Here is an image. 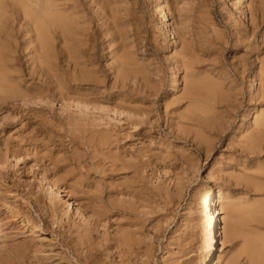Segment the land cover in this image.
Returning a JSON list of instances; mask_svg holds the SVG:
<instances>
[{
    "label": "rangeland",
    "instance_id": "rangeland-1",
    "mask_svg": "<svg viewBox=\"0 0 264 264\" xmlns=\"http://www.w3.org/2000/svg\"><path fill=\"white\" fill-rule=\"evenodd\" d=\"M41 1L0 0V53L13 49L9 28L18 43L0 66V264H203V197L217 188L221 226L229 208L241 228L216 264H249L247 238L264 240V138L246 142L264 128V0H53L47 53L32 64L21 15Z\"/></svg>",
    "mask_w": 264,
    "mask_h": 264
},
{
    "label": "bare ground",
    "instance_id": "bare-ground-1",
    "mask_svg": "<svg viewBox=\"0 0 264 264\" xmlns=\"http://www.w3.org/2000/svg\"><path fill=\"white\" fill-rule=\"evenodd\" d=\"M3 1V0H2ZM98 1V0H97ZM93 2V1H92ZM100 2V1H99ZM65 4V3H64ZM161 4H163L162 3V1H161ZM261 4V3H260ZM41 5H42V12L40 13V14H37V13H35V12H32V11H26V10H23L22 11V15H21V17H22V19H24V22L26 23V24H28V28H27V30H26V32L28 31H30V32H32V33H34L35 35H36V37L34 38V39H32V38H30L28 41H26V42H28V45H30V44H32L31 45V47H29V49H30V51H29V53L30 54H32L31 55V57H30V60L32 59V64H33V62L35 63V59H36V57H37V60H38V62L39 63H42L43 62V57H44V55H45V53H47L46 52V38H45V34H46V31L48 30L47 28H48V26H50L51 24H52V20H53V18L52 17H50V16H54L55 18L57 17L56 15H57V13H55L53 10L54 9H52V8H54L55 7V4H54V2H53V0H42L41 1ZM40 4H39V6H41ZM61 5V4H60ZM68 5V4H67ZM259 4H257L255 7H257ZM262 5H264L263 3H262ZM0 6H1V4H0ZM66 6V5H65ZM64 6V7H65ZM69 6H71V4L69 5ZM75 5L73 4V8H75L74 7ZM252 7L251 8H253V5H251ZM61 7H63V6H61ZM67 7V6H66ZM66 7H65V9H66ZM164 7V6H163ZM70 8V7H69ZM249 8H250V5H249ZM258 8V7H257ZM60 9V8H59ZM77 9V8H76ZM263 9V7L261 6V10ZM63 10L64 9H62V11L61 12H63ZM67 10V9H66ZM260 9H258V11H259ZM65 12V11H64ZM254 12L256 13V10H254V8H253V10L251 9V14L253 15L254 14ZM263 12V11H262ZM9 13V12H8ZM67 13V12H66ZM76 13H77V11H76ZM163 13V12H162ZM250 13V12H249ZM70 14V13H69ZM71 14H73V13H71ZM161 14V13H160ZM260 14V13H259ZM259 14H257V15H259ZM164 15V14H163ZM263 13H261L259 16H260V18L259 19H256V20H259L258 21V23H260V21L262 20V18H263ZM12 16H13V14H12ZM66 16V15H65ZM161 17H162V15H161ZM15 18H16V16H15ZM162 18H164V17H162ZM253 18H254V16H253ZM56 19H58V18H56ZM70 19H71V17H70ZM72 21H73V19H71ZM71 20H69V21H71ZM251 20V19H250ZM254 20V19H253ZM74 22V21H73ZM164 22V21H163ZM254 23V22H253ZM61 24V23H60ZM70 24V23H69ZM77 24H79V23H77ZM76 24V25H77ZM165 33H166V35L167 36H170L171 38H173V35H172V32H171V29H170V25L168 24V22L167 21H165ZM250 24H252V23H250ZM20 25V24H19ZM80 25V24H79ZM79 25H77V26H79ZM14 25H12L11 27H13ZM253 26V25H252ZM257 26V25H256ZM65 29H67V27L65 26L64 27ZM69 28V27H68ZM76 28V27H75ZM77 29L78 28H76L75 30H74V32L75 31H77ZM255 29V28H254ZM3 30V29H2ZM9 30H10V28H9ZM9 30H7V31H5L4 33H5V39H7V43H8V48L10 47L12 50H10V52L9 51H7L6 53H3V52H1L0 53V66H3V65H5L4 64V60H5V57H8V58H15V59H18L17 58V56L13 53L15 50H17V49H15V48H18L17 47V44L14 42V41H12V40H10V36H11V34L9 33ZM16 31V30H15ZM20 31V30H19ZM25 32V31H24ZM25 32V33H26ZM50 32V31H49ZM78 32H80V31H78ZM73 33V32H72ZM72 33H71V35H72ZM76 33V32H75ZM77 35H78V33H76ZM76 34L75 35H73L74 37L76 36ZM264 35V34H263ZM262 35V36H263ZM78 36H80V35H78ZM78 36H76L77 38H74L75 40L76 39H78ZM14 37H16V36H14ZM30 37H32V35L30 36ZM62 37V36H61ZM169 37V38H170ZM175 37V36H174ZM247 37H248V35H247ZM3 38V37H2ZM168 38V39H169ZM28 39V38H27ZM68 40H69V38H67ZM263 39V38H262ZM14 40H15V38H14ZM33 40H35L36 42H33ZM68 40H67V42H68ZM71 41H72V39H70ZM79 40V39H78ZM173 40V39H172ZM61 41V40H60ZM80 41V40H79ZM175 41V40H174ZM264 41V40H263ZM80 42H82V41H80ZM176 42V41H175ZM24 43V42H23ZM22 43V44H23ZM78 43V42H77ZM85 42L83 41V43L82 44H84ZM27 44V43H26ZM51 44V43H50ZM66 44V43H65ZM69 44V43H68ZM67 44V45H68ZM5 46V45H4ZM7 46V45H6ZM19 46V45H18ZM62 46L64 47V45L62 44ZM66 46V45H65ZM73 46V45H72ZM76 46V45H75ZM74 46V48H77V47H75ZM257 46V45H256ZM19 47H21V46H19ZM49 47H51V45L49 46ZM70 47V46H69ZM67 48H68V46H67ZM3 49V48H2ZM50 49V48H49ZM5 50V49H4ZM78 50V49H77ZM77 50H75V51H77ZM2 51V50H1ZM22 51H23V48H22ZM50 51V50H49ZM67 51V50H66ZM72 51H74V50H72ZM9 52V53H8ZM21 52V51H20ZM25 52V51H24ZM60 52V51H59ZM81 52H82V50H81ZM28 53V54H29ZM76 53V52H75ZM80 52L78 51V53H76V54H79ZM86 53V52H85ZM85 53H83V54H85ZM82 54V53H81ZM82 54V55H83ZM49 55H51V54H49ZM65 55V54H64ZM67 55V54H66ZM70 55V54H69ZM180 55V54H179ZM68 56V55H67ZM79 56H80V54H79ZM259 56V55H258ZM70 57V56H69ZM85 57V56H84ZM178 57V56H177ZM256 57V56H255ZM63 58V57H62ZM70 58H72V56L70 57ZM76 58V57H75ZM74 58V59H75ZM78 58V57H77ZM82 58V57H81ZM86 58H87V56H86ZM4 59V60H3ZM48 59V58H47ZM50 59V58H49ZM48 59V60H49ZM67 59V58H66ZM27 61H28V58L26 59ZM76 61V60H75ZM84 61H85V59H84ZM83 61V62H84ZM88 61V60H87ZM86 61V62H87ZM24 62H25V60H24ZM23 62V63H24ZM37 62V63H38ZM69 62V61H68ZM68 62H66V63H68ZM78 62V61H77ZM39 63L37 64V65H39ZM90 63H92V62H90ZM258 63V62H257ZM79 64V63H78ZM182 64V63H181ZM186 64V63H185ZM7 65V64H6ZM11 65H13V64H11ZM17 65H18V63H17ZM23 65V64H22ZM51 65H52V63H51ZM70 65H72L71 64V62H70ZM89 65V64H88ZM245 64H243V66H244ZM15 66H16V64H15ZM19 66V65H18ZM18 66L16 67L17 69H19L18 68ZM25 66V65H24ZM35 66V65H34ZM41 66H43V65H41ZM187 66V65H186ZM257 66V65H256ZM8 67H9V65H8ZM29 67V66H28ZM40 67V66H39ZM189 67V66H188ZM255 67V66H254ZM11 69V68H10ZM24 70H25V68H23ZM249 69H251V68H249ZM260 69L262 70V72L260 73V75H259V79L261 80V81H263V83H264V64H261V66H260ZM21 70V69H20ZM45 70V69H44ZM254 70V69H253ZM46 71V70H45ZM69 71V70H68ZM90 71V70H89ZM88 71V72H89ZM252 70H250V72H251ZM26 72V71H25ZM172 72V71H171ZM254 72V71H253ZM20 73V72H19ZM19 73H18V75H19ZM32 73V72H31ZM72 73H74V72H72ZM87 73V72H86ZM173 73V74H172ZM171 73V75H172V77L174 78L175 77V74H176V72L174 73V71ZM237 73H239V72H237ZM255 73H256V71H255ZM24 75V74H23ZM71 75H73V74H71ZM252 75V74H251ZM10 76V75H9ZM10 77H12V75L10 76ZM21 77V76H20ZM254 77H255V75H254ZM14 78V77H13ZM13 78H12V80H13ZM16 78V77H15ZM14 78V79H15ZM9 79V78H8ZM86 79V78H85ZM178 79V78H177ZM5 80H7L6 79V77H4V76H1V74H0V89H1V83L3 82V81H5ZM172 80V79H171ZM257 80H258V78H257ZM8 81H10V80H8ZM67 81V80H66ZM70 81V80H69ZM77 81V80H76ZM75 81V82H76ZM78 81H80V80H78ZM84 81V80H83ZM173 81V80H172ZM171 81V82H172ZM251 81H252V79H251ZM232 82V81H231ZM260 82V81H259ZM15 83V82H14ZM69 83V82H68ZM71 83V82H70ZM77 83V82H76ZM79 83V82H78ZM83 83V82H82ZM220 83V82H219ZM252 83V82H251ZM16 84H17V81H16ZM15 84V85H16ZM19 84V83H18ZM18 84H17V86H18ZM174 84V83H173ZM192 84V83H191ZM201 84V83H200ZM208 84V83H207ZM233 84V83H232ZM259 84L260 83H258L257 85H258V87H259ZM175 85V84H174ZM188 85H190V84H188ZM187 85V86H188ZM192 85H194V84H192ZM256 85V84H255ZM195 86V85H194ZM193 86V87H194ZM40 87V86H39ZM201 87H203V86H201ZM256 87V86H255ZM222 88V87H221ZM230 88V87H229ZM233 87L231 86V89H232ZM238 88V87H237ZM203 89V88H202ZM206 89V88H205ZM259 89V88H258ZM260 89H261V87H260ZM39 90V89H38ZM42 90V89H41ZM227 90V89H226ZM229 90V89H228ZM257 90V89H256ZM262 90V89H261ZM264 90V89H263ZM262 90V91H263ZM45 91V89L42 91V92H44ZM225 91V90H224ZM36 92H38L37 90H36ZM35 92V93H36ZM46 92V91H45ZM229 92V91H228ZM256 92V91H255ZM71 93V92H70ZM227 93V92H226ZM38 94H40L41 95V91L40 92H38ZM38 94H37V96H38ZM46 94V93H45ZM228 94V93H227ZM230 94V93H229ZM10 95H14L13 94V92H10ZM235 95V94H234ZM234 95H233V97H234ZM257 95V94H256ZM16 96V95H15ZM42 96H44V95H42ZM47 96V95H46ZM124 96V95H123ZM218 96H220V94L218 95ZM227 96V95H226ZM230 96V95H229ZM237 96V95H236ZM45 97V96H44ZM60 97V96H59ZM222 97H224V96H222ZM228 97V96H227ZM230 97H232V96H230ZM233 97H232V100H233ZM47 98H49V96L47 97ZM78 98V97H77ZM92 98V97H91ZM90 98V99H91ZM119 98H121L120 96H119ZM216 98V97H215ZM229 98V97H228ZM80 99H82L81 97H80ZM86 99V98H85ZM194 99V98H193ZM217 99V98H216ZM257 99V98H256ZM58 100V99H57ZM82 100H84V99H82ZM88 100V99H87ZM127 100H129V99H127ZM132 100V99H131ZM163 100V99H162ZM162 100H160V101H162ZM197 100H198V98H197ZM222 100V99H221ZM220 100V101H221ZM62 101V100H61ZM64 101V100H63ZM95 101V100H94ZM189 100H187V102H188ZM204 101V100H203ZM206 101V100H205ZM215 101V100H214ZM92 102H93V100H92ZM117 102H120L119 101V99H118V101ZM202 102V101H201ZM209 102V101H208ZM213 102V101H212ZM212 102H210V103H212ZM218 102V101H217ZM121 103V102H120ZM123 103H126V102H123ZM122 103V104H123ZM128 103V102H127ZM186 103V102H185ZM192 103V102H191ZM204 103H206V102H204ZM219 103V102H218ZM217 103V104H218ZM195 104V103H194ZM197 104V103H196ZM228 104H230V106H231V103L230 102H228ZM117 107H118V104H115ZM129 105V104H128ZM128 105H125V106H128ZM79 106V105H78ZM89 106V105H88ZM123 106V105H122ZM163 106V105H162ZM190 106V105H189ZM200 106V105H199ZM207 106V105H206ZM229 106V105H228ZM229 106V107H230ZM80 107H82V106H80ZM93 107H95V106H93ZM130 107H133L134 108V106H130ZM232 107V106H231ZM124 108V107H123ZM129 108V106L126 108V109H128ZM132 108V109H133ZM173 108V107H172ZM199 108V107H198ZM204 108H206V107H204ZM209 108H212V107H209ZM215 108V107H214ZM113 109V108H112ZM135 109V108H134ZM133 109V110H134ZM140 109V108H139ZM142 109H144V108H142ZM173 109H175V108H173ZM208 109V108H207ZM145 110V109H144ZM170 110V109H169ZM194 110V109H193ZM203 110V109H202ZM135 111L136 112H140V110H136L135 109ZM177 111V110H176ZM121 112V111H120ZM141 112H143V111H141ZM140 112V113H141ZM170 112V111H169ZM246 112V111H245ZM144 113V112H143ZM142 113V114H143ZM196 113V112H195ZM204 113H206V112H204ZM209 113H211L210 111H209ZM255 113V112H254ZM136 114V113H135ZM182 114V113H181ZM207 114V113H206ZM205 114V115H206ZM209 116V115H208ZM152 117V116H151ZM171 118V117H170ZM167 119V118H166ZM207 119H209V118H207ZM214 119V118H213ZM172 120V119H171ZM206 120V119H205ZM175 121V120H174ZM179 121V120H178ZM209 121V120H208ZM175 122H177V120L175 121ZM179 122H181L182 123V121H179ZM185 123H187V122H185ZM184 123V124H185ZM208 123V122H207ZM170 124H171V122H170ZM179 124V123H178ZM254 124V123H253ZM264 124V123H263ZM187 125V124H186ZM190 125V124H189ZM200 125H201V123H200ZM206 125V124H205ZM207 126V125H206ZM170 127H171V125H170ZM249 127H251V126H249ZM256 127V126H255ZM262 127V126H261ZM261 127H260V129H261ZM199 128V127H198ZM212 128V127H211ZM200 129V128H199ZM248 129V128H247ZM255 129V128H254ZM258 129V128H257ZM200 130H202V129H200ZM199 130V131H200ZM196 131H197V129H196ZM258 131V130H257ZM138 132V131H137ZM141 132V131H140ZM177 133V132H176ZM256 133V132H255ZM180 134V133H179ZM249 134H251V132L249 133ZM140 135V134H139ZM252 135V134H251ZM263 139L264 138V128H263V130H261L257 135H256V138L255 139H253V140H250V141H246V142H248V146L250 147V146H255L256 144H258L259 145V141H260V139ZM185 140V139H184ZM241 140V139H240ZM191 141H193V140H191V138H190V142ZM259 142V143H258ZM261 144V143H260ZM175 146H177V144L175 145ZM180 146V145H179ZM242 147V146H241ZM177 148L179 149V147L177 146ZM181 148V147H180ZM210 148V147H209ZM253 148V147H252ZM244 149V148H243ZM256 149V148H255ZM207 150V149H206ZM210 150V149H209ZM208 150V151H209ZM250 150V149H249ZM173 151V150H172ZM207 151V152H208ZM176 153V152H175ZM180 153V152H179ZM184 153V152H183ZM185 154V153H184ZM179 156H181V155H179ZM185 156V155H184ZM105 157V156H104ZM183 159V158H182ZM140 161V160H139ZM194 164V163H193ZM189 166H191V165H189ZM263 167V166H262ZM142 171H144L143 169H142ZM43 175V174H42ZM119 178V177H118ZM245 178H247V177H245ZM47 179V178H46ZM52 179V178H51ZM250 180V179H249ZM252 180V179H251ZM250 180V182H253V181H251ZM254 180V179H253ZM45 183V182H44ZM46 185H44L43 184V186H46V189L48 190V192L50 193V194H52L54 197L56 196L57 198H59V197H61L62 195V192H64V190H62L56 183H54V182H51L50 181V179H49V182H47V183H45ZM41 185V184H40ZM136 186V185H135ZM47 192V193H48ZM116 192V191H115ZM119 192V191H118ZM222 192L223 191H221L220 189H216V191H213V190H210V191H208L207 192V194L206 195H204L205 197H203V204H204V208H205V214L207 215V217H208V226H209V229H210V232H211V234H212V239H211V243H210V253H209V257H207V260H205L204 262H203V264H216L217 263V261H216V259H215V251H217V245L218 244H223L224 243V241L226 240V238H227V235L228 234H236V233H238L239 232V229L241 228L240 226H239V229H238V227H237V217L235 216V215H237V214H234V213H230V211L231 210H229V208H227V211L225 212V209H224V211L223 212H225L226 214H227V216L225 215V217H227L226 219H225V227L224 226H221V224H220V217H219V214H221V212H220V210H218V208H219V206H220V204L221 203H223L222 201H223V194H222ZM52 196V197H53ZM129 197V196H128ZM132 197V196H131ZM135 198V197H134ZM61 199V198H60ZM68 199V198H67ZM231 199V198H230ZM229 199V200H230ZM232 200V199H231ZM58 201H59V199H58ZM232 202H235V201H232ZM226 203V202H225ZM230 203H231V201H230ZM53 204V203H52ZM63 204V203H62ZM64 204L65 205H63V206H66V210H70V209H73L74 207H72L71 206V203H70V201L69 200H65V202H64ZM229 204V203H228ZM6 205V204H5ZM260 206H261V204H259ZM52 206V205H51ZM231 206H233V204L231 205ZM234 206H235V204H234ZM47 207V206H46ZM51 208V207H50ZM224 208H226L225 207V205H224ZM237 208V207H236ZM245 208V207H244ZM243 208V209H244ZM259 208V207H258ZM65 209V208H64ZM75 209V208H74ZM242 209V208H241ZM256 209V208H255ZM262 209V208H261ZM53 210V209H52ZM66 210H64V211H66ZM77 210H79V207H78V209ZM222 210V209H221ZM253 210V209H252ZM258 210H260V209H258ZM258 210L255 212V214H257V212H258ZM262 210H264V209H262ZM261 210V211H262ZM16 212H17V210H15ZM71 211V210H70ZM255 211V210H254ZM253 211V212H254ZM15 212V213H16ZM72 212V211H71ZM70 212V213H71ZM228 212V213H227ZM241 212H243V215L242 216H244L245 217V220L246 219H248V218H250V216H251V211H249V209H245L244 211H241ZM83 213V212H82ZM224 213V214H225ZM11 214V213H10ZM74 214V213H73ZM80 214H81V212H80ZM204 214V213H203ZM224 214H223V216H224ZM240 214V213H239ZM238 214V215H239ZM75 215H76V211H75ZM74 215V216H75ZM78 215L79 214H77V218H78ZM80 216H82V215H80ZM80 216H79V218H80ZM17 217V216H16ZM22 217H24V216H22ZM83 217V216H82ZM240 217V216H239ZM240 218H242V217H240ZM259 218V217H258ZM23 219H26V217L25 218H23ZM257 219V218H256ZM82 220H84V219H82ZM249 220V219H248ZM1 221V220H0ZM24 221H26L25 222V225H28L29 226V228H31V229H34V230H36V232H42V229L41 228H39V226H37L38 224H32L30 221V223L28 222V219L27 220H24ZM101 221V220H100ZM21 222V221H20ZM5 224V223H4ZM23 224V223H22ZM21 224V225H22ZM3 225V224H2ZM2 225H0V236H1V234L3 235V228L1 227ZM241 225V224H240ZM251 225V224H250ZM28 226L26 227V228H28ZM129 226V225H128ZM132 226V225H131ZM242 226V225H241ZM4 227V226H3ZM262 228H264V227H262ZM242 229H243V226H242ZM245 229V228H244ZM243 229V230H244ZM250 229V228H249ZM260 229V228H259ZM258 229V230H259ZM246 230H247V228H246ZM263 230V229H262ZM248 231V230H247ZM246 231V232H247ZM260 231H261V229H260ZM241 232H242V230H241ZM250 232H252V231H250ZM250 232H248L249 233V235H250ZM33 233V232H32ZM43 233V232H42ZM240 233V232H239ZM243 233H245V232H243ZM255 233H256V231H255ZM78 234V233H77ZM246 234V233H245ZM253 234V233H252ZM240 235H242V234H240ZM246 235H248V234H246ZM263 235V234H262ZM245 236V235H244ZM251 236V235H250ZM243 237V236H242ZM254 237H256L255 235H254ZM260 237V236H259ZM258 238V237H257ZM261 239V238H260ZM260 239H258L260 242H258L260 245H259V247L257 246V239H256V243L253 241V240H255L254 238H252V237H248L247 238V240H248V242H249V245H250V248H251V250L253 251V253L251 254V256H250V259H249V264H264V240L262 239V241L260 240ZM87 240H88V238H87ZM245 241V240H244ZM243 242V241H242ZM4 244V243H3ZM90 244V243H89ZM127 244V243H126ZM125 246V245H124ZM120 248V247H119ZM135 248V247H134ZM249 248V247H248ZM261 249H262V251H261ZM8 251V250H7ZM140 251V250H139ZM134 252V251H133ZM250 252V251H249ZM260 252L261 253H263V258L261 257V255H260ZM38 253V252H37ZM41 253V252H40ZM118 253V252H117ZM117 253H115L116 255H117ZM119 253H121V252H119ZM19 254V253H18ZM142 254V253H141ZM229 254V253H228ZM94 255H96V254H94ZM125 255V254H124ZM208 255V254H207ZM217 255V254H216ZM61 256V255H60ZM122 256V255H121ZM128 256V255H127ZM61 257H63V256H61ZM124 257V256H123ZM60 258V257H59ZM121 258V257H120ZM125 258V257H124ZM128 258V257H127ZM219 257H217V259H218ZM232 258H233V255H232ZM231 257H228L227 258V261H225V264H230L231 262H230V260L232 259ZM103 259V258H102ZM116 259V258H115ZM221 259H224L223 257L221 258ZM84 260V259H83ZM125 260V259H124ZM261 260H263V261H261ZM126 261H127V259H126ZM219 261V260H218ZM89 262V261H88ZM121 262V261H120ZM119 261H118V263H120ZM122 262H123V259H122ZM221 262V261H220ZM21 263V262H20ZM22 263L24 264V261H22ZM27 263V262H26ZM137 263H138V261H137ZM248 263V262H247ZM17 264V263H16ZM44 264V263H43ZM60 264V263H59ZM121 264V263H120Z\"/></svg>",
    "mask_w": 264,
    "mask_h": 264
}]
</instances>
